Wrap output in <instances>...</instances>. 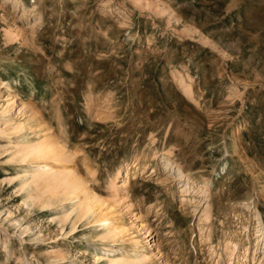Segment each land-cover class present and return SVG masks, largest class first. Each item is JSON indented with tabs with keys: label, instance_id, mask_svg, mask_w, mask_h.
Returning <instances> with one entry per match:
<instances>
[{
	"label": "rangeland",
	"instance_id": "1",
	"mask_svg": "<svg viewBox=\"0 0 264 264\" xmlns=\"http://www.w3.org/2000/svg\"><path fill=\"white\" fill-rule=\"evenodd\" d=\"M14 96L9 118L25 126L0 138V227L13 236L5 251L1 231L0 264H64L54 252L106 264L131 248L98 240L93 220L73 230L61 209L24 204L11 143L43 134L114 223L150 238L153 264H264V0H0V104Z\"/></svg>",
	"mask_w": 264,
	"mask_h": 264
},
{
	"label": "bare ground",
	"instance_id": "2",
	"mask_svg": "<svg viewBox=\"0 0 264 264\" xmlns=\"http://www.w3.org/2000/svg\"><path fill=\"white\" fill-rule=\"evenodd\" d=\"M3 85L7 88L10 87L8 83ZM181 87L184 88L187 95L191 93L190 88L185 86V84H181ZM16 98V96L12 98L14 100L10 103V107L0 104V138L18 132L25 126L18 118L15 119L12 116L9 118L11 110L16 107ZM18 113L25 117L27 114L25 107L23 106L19 109ZM11 146L13 151L10 161L23 166V171L18 176L9 178L8 182L20 181V192L24 194L23 202L28 208L38 207L48 210L56 208L55 210L59 209V211L61 209L62 215L56 220H59L60 224L63 225L70 222L73 230H75L79 221L84 219L93 220L103 230L97 235L98 240L119 242V244L122 243L123 245L128 243L131 246L127 251L119 249L114 254L106 257V264H153V259L156 255L148 249H152L150 238L148 237L146 242L141 244L136 232L132 231L123 220L118 218L120 221L114 223L117 218L115 210L90 189L87 183L71 168L72 166L68 165L71 163V156L64 145L50 135L43 134L38 140L27 139L22 142L11 143ZM164 158L168 166L178 169L180 172L183 171L180 164L172 161L170 154L165 152ZM131 169L129 165L117 168L115 178H125V175ZM123 187L124 189L128 187V181H124ZM211 212L212 206L209 203L206 208V215L210 216ZM140 218V216H137L138 220ZM10 221L15 228L21 229L23 235L31 231L29 226L22 227L17 219H10ZM139 227L142 228L140 231H145V234L149 233L146 224L143 222ZM1 231L5 233V239L1 241L3 249L7 251L10 238L13 236L3 230V227H0V236ZM35 237L40 242L44 236L39 232ZM236 240L229 238L223 243L224 248L222 251L228 252L231 262L239 254L240 245L237 238ZM21 241H24V239H21ZM106 250L110 251V249ZM54 253L65 264L66 254L63 252ZM24 256L17 257L19 262L32 264V260L28 258L27 254ZM218 257L222 259V254L218 255ZM14 258H16V255ZM32 258L38 259L39 257L37 258L36 255H33ZM98 259L102 260L104 258Z\"/></svg>",
	"mask_w": 264,
	"mask_h": 264
}]
</instances>
